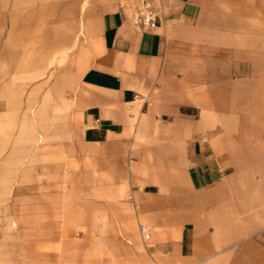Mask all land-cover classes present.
Returning a JSON list of instances; mask_svg holds the SVG:
<instances>
[{
    "label": "crops",
    "instance_id": "0c3cea01",
    "mask_svg": "<svg viewBox=\"0 0 264 264\" xmlns=\"http://www.w3.org/2000/svg\"><path fill=\"white\" fill-rule=\"evenodd\" d=\"M0 264H264V0H0Z\"/></svg>",
    "mask_w": 264,
    "mask_h": 264
},
{
    "label": "built area",
    "instance_id": "2783aa9c",
    "mask_svg": "<svg viewBox=\"0 0 264 264\" xmlns=\"http://www.w3.org/2000/svg\"><path fill=\"white\" fill-rule=\"evenodd\" d=\"M132 23L137 27L153 30L158 25V16L152 11L150 5L146 3L143 9L132 18ZM141 231L145 235L150 233V230L145 226H141Z\"/></svg>",
    "mask_w": 264,
    "mask_h": 264
}]
</instances>
